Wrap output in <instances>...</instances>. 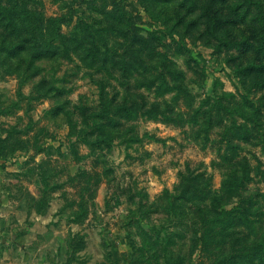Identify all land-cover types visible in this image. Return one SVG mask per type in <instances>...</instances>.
<instances>
[{
	"label": "rangeland",
	"instance_id": "374dc122",
	"mask_svg": "<svg viewBox=\"0 0 264 264\" xmlns=\"http://www.w3.org/2000/svg\"><path fill=\"white\" fill-rule=\"evenodd\" d=\"M11 2L0 264H264V0Z\"/></svg>",
	"mask_w": 264,
	"mask_h": 264
},
{
	"label": "trees",
	"instance_id": "16d2710c",
	"mask_svg": "<svg viewBox=\"0 0 264 264\" xmlns=\"http://www.w3.org/2000/svg\"><path fill=\"white\" fill-rule=\"evenodd\" d=\"M24 10V11H23ZM29 12L25 10L24 8L20 9V6L18 3H10L9 5H6L2 7L0 5V26L3 27L6 32H9L10 35L14 36V40L20 39L21 43H24L25 45H18V46H11L9 45L7 51L8 54L16 53V52H24V47L26 44H31L32 41L30 40H36L37 34H42V28H36V29H28L29 25L32 24V21L34 19H29ZM46 33H50L49 31H45ZM8 33V34H9ZM27 35V36H26ZM43 35V34H42ZM56 37H58L57 45L53 44V38H47L43 42V47L46 50L45 56H55L58 54H67L68 47L65 45L62 37H60L58 34H56ZM11 37H8V40ZM6 39V37H5ZM41 55H32V60H37L40 58ZM225 215L230 216L231 213L225 211ZM237 220H239V224L247 226L251 222L247 219V216L245 212L239 211V216L237 217ZM238 223V222H237ZM223 225V223H222Z\"/></svg>",
	"mask_w": 264,
	"mask_h": 264
}]
</instances>
